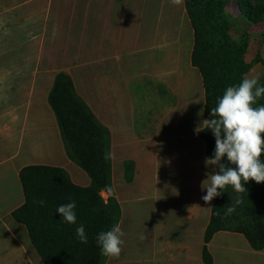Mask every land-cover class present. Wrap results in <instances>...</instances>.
Instances as JSON below:
<instances>
[{
	"label": "crops",
	"instance_id": "obj_1",
	"mask_svg": "<svg viewBox=\"0 0 264 264\" xmlns=\"http://www.w3.org/2000/svg\"><path fill=\"white\" fill-rule=\"evenodd\" d=\"M0 28L73 31L78 58L86 64L101 62L99 85L89 69L77 76L67 73L78 95L110 131L113 196L121 210L118 224L124 204L116 175L133 197L130 202L155 198L158 218L169 223L162 236L166 240L154 244L145 261L137 257L130 263L204 264L205 231L216 197L205 204L201 184L215 166L206 167V144L199 137L206 97L202 75L192 63L194 30L185 0L178 5L170 0H0ZM56 75L45 83V100L31 94L28 110L25 94L18 97L20 91L12 93L17 100L3 97L7 104L1 116L5 121H0V264H44L26 227L13 218L25 203L20 178L25 167H59L74 184L91 185L90 176L69 157L48 102ZM38 76L34 85L42 89ZM10 78L0 70V92L10 87ZM101 195L108 201L107 191ZM208 248L215 264H264V249L254 250L239 233L218 232Z\"/></svg>",
	"mask_w": 264,
	"mask_h": 264
},
{
	"label": "trees",
	"instance_id": "obj_2",
	"mask_svg": "<svg viewBox=\"0 0 264 264\" xmlns=\"http://www.w3.org/2000/svg\"><path fill=\"white\" fill-rule=\"evenodd\" d=\"M231 3L240 7L246 24H264V0H185L194 30L192 63L200 71L205 89L206 119L211 118V109L226 88L239 84L252 66L246 60L250 46L248 32L239 37L233 35L236 26L227 12ZM256 62L264 60L258 57ZM258 82L264 86V74ZM49 104L69 157L90 176L91 185L74 184L68 172L59 167L27 166L20 174L25 203L13 212V218L26 227L44 264H105L108 256L101 254L96 238L100 232L118 224L121 214L113 196L111 159H104V154L110 152V131L78 95L67 73L56 75ZM261 105H264V97L257 101V106ZM199 137L206 144L208 157H212L213 133L202 129ZM261 159L264 160V156ZM224 162L227 163L226 157ZM244 186L246 193L238 194L228 186L215 198L205 231L204 264H215L208 244L218 232L242 234L251 248L264 249V183L250 180ZM103 191L109 193L108 201L101 195ZM238 196L243 203L236 206L234 213L225 215L227 207L234 204ZM41 199L46 201L43 206L34 203ZM72 201L76 203V224L64 222L56 212L58 206ZM80 224L85 228L86 244L76 235Z\"/></svg>",
	"mask_w": 264,
	"mask_h": 264
},
{
	"label": "rangeland",
	"instance_id": "obj_3",
	"mask_svg": "<svg viewBox=\"0 0 264 264\" xmlns=\"http://www.w3.org/2000/svg\"><path fill=\"white\" fill-rule=\"evenodd\" d=\"M227 12L236 26L233 30L234 37H239L241 34L248 32L250 38L246 60L252 66L248 76L250 78L261 77L264 74V62L257 63L256 59L260 57L261 60H264V24L254 26L250 23L246 24L240 7L235 3L228 6ZM72 32L57 30L18 31L0 28V70L9 72L11 76L9 79L11 82L10 87H7L6 92L3 93V90L0 92V121H5L1 118L2 112L5 110V104H7L3 98L5 95H10L13 100H17V97H15L17 94L12 93L20 91L19 98L25 94L26 104L24 108L28 110L31 94L38 95V100H45L47 93L44 87L51 74L71 72L77 76L78 71L89 69L95 72L96 85L101 83V74H97V72L101 73V62L86 64L78 58L76 51L80 50V47L72 46L77 41L71 35ZM67 43L71 44L67 45ZM39 54L41 55L40 61H38ZM21 55L25 56L24 60L17 61L16 57ZM7 59H9V63L6 62ZM38 75H42V79L38 78L42 82V89H36L34 85L35 78ZM76 80L79 83L81 82L78 77H76ZM34 89L36 90L33 93ZM7 92L10 94H5ZM8 104L11 107L12 104L10 102ZM116 183L119 187L118 193L122 205L124 204L120 226L125 233L123 237L125 243L118 258L107 257L109 259L108 264H120V261L121 264H131L130 261L135 260L137 257L138 260L145 261L147 251L154 244L159 245L161 241L166 240L162 236H165L169 223L158 218L155 198L141 202V204L130 202L133 197L125 191V183L119 175H116ZM28 256V254H25V259ZM26 264H28V261Z\"/></svg>",
	"mask_w": 264,
	"mask_h": 264
},
{
	"label": "clouds",
	"instance_id": "obj_4",
	"mask_svg": "<svg viewBox=\"0 0 264 264\" xmlns=\"http://www.w3.org/2000/svg\"><path fill=\"white\" fill-rule=\"evenodd\" d=\"M170 2L178 5L182 0ZM262 97L264 86L259 85L258 78L245 75L239 84L227 87L218 98L217 105L211 109V118L201 121L198 129L211 130L215 138L213 156L205 159L206 167L215 166V171L206 173L207 179L201 184L202 189H206V195L202 196L205 204L220 196L228 186L242 194L247 192L244 185L250 180L264 183V160L261 159L264 156V105L257 106ZM112 158L111 152L104 154L105 160ZM34 203L43 206L46 201L41 199ZM242 203L243 199L238 196L234 204L227 207L225 215L234 213L236 206ZM75 208L76 203L72 201L58 206L56 212L64 222L76 224ZM76 235L81 243L88 242L83 224L76 228ZM124 235L119 224L100 232L96 239L101 254L118 258L125 243Z\"/></svg>",
	"mask_w": 264,
	"mask_h": 264
}]
</instances>
